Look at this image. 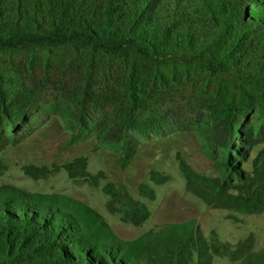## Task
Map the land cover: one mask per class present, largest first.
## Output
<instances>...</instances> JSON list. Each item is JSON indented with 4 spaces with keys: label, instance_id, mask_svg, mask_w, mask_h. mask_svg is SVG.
<instances>
[{
    "label": "trees",
    "instance_id": "1",
    "mask_svg": "<svg viewBox=\"0 0 264 264\" xmlns=\"http://www.w3.org/2000/svg\"><path fill=\"white\" fill-rule=\"evenodd\" d=\"M56 117L69 145L118 148L195 131L212 173L176 153L187 192L226 218L264 211V0H0V150ZM87 157L63 167L87 173ZM7 166L0 157V176ZM34 178L47 168L22 167ZM99 171L94 177L101 176ZM160 184L168 176L149 172ZM141 225L146 202L107 185ZM139 196L153 200L142 182ZM264 264L254 234L231 243L195 221L114 232L93 206L0 181V264Z\"/></svg>",
    "mask_w": 264,
    "mask_h": 264
},
{
    "label": "rangeland",
    "instance_id": "2",
    "mask_svg": "<svg viewBox=\"0 0 264 264\" xmlns=\"http://www.w3.org/2000/svg\"><path fill=\"white\" fill-rule=\"evenodd\" d=\"M68 131L56 118L51 117L39 129L15 145L0 150V157L7 169L0 176L4 183H15L33 191L58 192L76 197L96 208L108 221L116 234L132 239L149 228L165 224L195 221L206 236L214 231L220 240L235 243L253 233L256 248L264 246V211L257 214H236L239 221L226 218L222 209L206 206L185 189V179L178 168L176 153L183 156L197 171L212 173V161L200 149L195 131H169L164 135H152L135 141L136 153L125 166L119 161L116 146L96 147L95 138L88 137L69 145ZM87 157V173L73 170L69 174L63 165L76 157ZM26 164L45 166L47 176L34 178L24 172ZM158 170L168 180L154 184L149 172ZM101 171V176H96ZM143 199L151 209V215L141 225L123 219L124 205L111 200L109 187ZM142 182H150L155 188L153 200L139 196L137 188ZM214 264H232L226 257H214Z\"/></svg>",
    "mask_w": 264,
    "mask_h": 264
}]
</instances>
